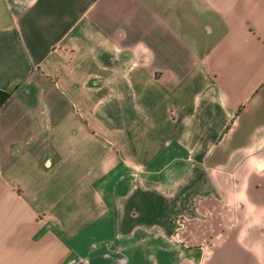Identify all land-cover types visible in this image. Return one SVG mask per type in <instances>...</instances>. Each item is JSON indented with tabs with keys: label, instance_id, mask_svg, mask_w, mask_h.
I'll return each instance as SVG.
<instances>
[{
	"label": "crops",
	"instance_id": "crops-1",
	"mask_svg": "<svg viewBox=\"0 0 264 264\" xmlns=\"http://www.w3.org/2000/svg\"><path fill=\"white\" fill-rule=\"evenodd\" d=\"M0 91V264H264V0H0Z\"/></svg>",
	"mask_w": 264,
	"mask_h": 264
},
{
	"label": "trees",
	"instance_id": "trees-1",
	"mask_svg": "<svg viewBox=\"0 0 264 264\" xmlns=\"http://www.w3.org/2000/svg\"><path fill=\"white\" fill-rule=\"evenodd\" d=\"M10 94L11 93L9 91H0V108L8 100Z\"/></svg>",
	"mask_w": 264,
	"mask_h": 264
},
{
	"label": "built area",
	"instance_id": "built-area-1",
	"mask_svg": "<svg viewBox=\"0 0 264 264\" xmlns=\"http://www.w3.org/2000/svg\"><path fill=\"white\" fill-rule=\"evenodd\" d=\"M179 228L181 227V222H178Z\"/></svg>",
	"mask_w": 264,
	"mask_h": 264
},
{
	"label": "rangeland",
	"instance_id": "rangeland-1",
	"mask_svg": "<svg viewBox=\"0 0 264 264\" xmlns=\"http://www.w3.org/2000/svg\"><path fill=\"white\" fill-rule=\"evenodd\" d=\"M66 264H70V262L66 263Z\"/></svg>",
	"mask_w": 264,
	"mask_h": 264
}]
</instances>
